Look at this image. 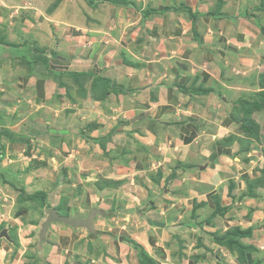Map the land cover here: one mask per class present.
Listing matches in <instances>:
<instances>
[{
  "label": "crops",
  "instance_id": "1",
  "mask_svg": "<svg viewBox=\"0 0 264 264\" xmlns=\"http://www.w3.org/2000/svg\"><path fill=\"white\" fill-rule=\"evenodd\" d=\"M52 2L0 0V264H264L258 0Z\"/></svg>",
  "mask_w": 264,
  "mask_h": 264
},
{
  "label": "rangeland",
  "instance_id": "2",
  "mask_svg": "<svg viewBox=\"0 0 264 264\" xmlns=\"http://www.w3.org/2000/svg\"><path fill=\"white\" fill-rule=\"evenodd\" d=\"M10 1H14V0H10ZM29 1L30 0H25V2H27L25 5L26 7L29 6L28 5ZM103 1L106 2L107 0H103ZM109 1H113V0H109ZM114 2L118 3L119 1H114ZM3 3H5V2H3ZM258 3L259 4H257V5H259V6L254 8V18L258 19V20H256V22H258L257 26L259 28H261L262 31L264 32V17H262V14H264V1L262 2V0H258ZM52 4H53L52 7L54 5H56L57 0H53ZM28 9L29 8H23L22 10L26 11ZM0 45H2V48L0 49V62H1V64H3L5 62L3 59L4 54L6 51H8L7 48H9V46L12 45L11 39H8L6 37L0 38ZM24 50H26L27 53L30 52V50H28V48L26 46L24 47ZM260 80L264 81V74H263V78ZM258 86H259L258 87L259 92L258 91L254 92V97H256V96L259 97L258 102L254 100V123H253L254 126H252V127H254V138L259 137V133L261 131L260 125H263V127H264V89H263L264 84H262V82H260L258 84ZM257 103H258V105H257ZM256 105L258 108L255 109Z\"/></svg>",
  "mask_w": 264,
  "mask_h": 264
},
{
  "label": "water",
  "instance_id": "3",
  "mask_svg": "<svg viewBox=\"0 0 264 264\" xmlns=\"http://www.w3.org/2000/svg\"><path fill=\"white\" fill-rule=\"evenodd\" d=\"M93 217H94V212L91 215H89L87 219L82 220L69 215H61L60 213H58V211L55 208H51L48 210L47 219L42 225V234L45 233L48 227L50 226V224L55 221L63 222L65 224H69L75 227L84 226L91 229ZM1 235L8 237L7 230L4 229L1 232Z\"/></svg>",
  "mask_w": 264,
  "mask_h": 264
},
{
  "label": "trees",
  "instance_id": "4",
  "mask_svg": "<svg viewBox=\"0 0 264 264\" xmlns=\"http://www.w3.org/2000/svg\"><path fill=\"white\" fill-rule=\"evenodd\" d=\"M263 74H264V73H263ZM255 101H257V102H258V100H255ZM257 105H258V103H257ZM257 105L255 106V109H256V108H258V107H257ZM259 107H260V106H259Z\"/></svg>",
  "mask_w": 264,
  "mask_h": 264
}]
</instances>
